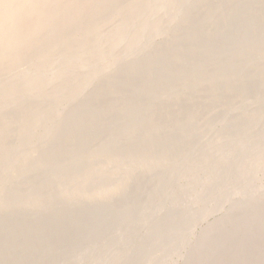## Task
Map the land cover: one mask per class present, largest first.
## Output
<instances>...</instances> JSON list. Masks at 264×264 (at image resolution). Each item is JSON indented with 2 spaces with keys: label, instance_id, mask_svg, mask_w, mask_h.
<instances>
[{
  "label": "bare ground",
  "instance_id": "bare-ground-1",
  "mask_svg": "<svg viewBox=\"0 0 264 264\" xmlns=\"http://www.w3.org/2000/svg\"><path fill=\"white\" fill-rule=\"evenodd\" d=\"M169 1L166 3H170ZM175 1L180 2L171 0V3ZM72 2L75 0H0V70L12 64L8 62L12 57H7L15 47L28 51L34 49L39 42L43 45L46 37L49 46L63 48L71 45V42L82 43L92 35L97 37L99 34V38H102L105 33H109L110 37V33L113 36L115 31L123 29L124 24L121 27L115 26L114 20H109L102 25L103 31H98L95 20L93 28H85L81 38L71 36L68 26L71 27L74 17L91 16L96 12L104 19L108 16L104 5L98 2L82 0L78 7ZM139 3L141 0H134L131 9H137ZM196 4H199L198 0L189 1L185 17L189 16L191 19ZM164 15L166 14L155 10L149 17L160 21ZM168 15V19L164 17L167 20L174 17L175 13L170 12ZM57 18L63 23L61 28L60 23L58 26L54 24ZM167 20L166 25L160 27V30L156 28L152 38L143 45L145 51L140 59L137 60L130 53L121 57L123 59L117 65L111 62L112 64H106L101 69H90V76H86L89 78H85L89 81L81 88V94L69 103L66 110H51V114H60V117L53 120L54 127L48 128L47 134L41 135L36 142L31 134L23 136L26 132L22 134L25 131V123L22 121L14 124L10 130L0 127V159L5 158V162L0 164V264H20L27 258L32 261L26 264L34 261L41 264L50 254L53 255L44 262L55 264L54 254L64 248L75 255L80 249L75 245L76 240L92 233L96 219L85 231H72V220L88 219V216L95 218L99 215L97 212L111 215L106 236L103 241H93L83 250L81 264H264V111L261 114L263 123L259 127H255V118L251 114L260 108L264 110V97L247 103L251 105L250 109L246 107L249 111H245V106H242L243 109L233 112L237 115L238 124L248 117L249 124H253L251 127L256 128L250 136L227 138L224 141L203 136L200 142L187 148L185 153L177 154L171 164L166 159L164 142L168 140L167 130L175 127L179 121L167 125V121L162 120L157 112L160 105L168 100L174 103V109L177 105L184 108V115L181 114L183 124L198 129V122L192 123L195 105L191 102V97L184 96L191 80L203 75L208 83L220 76L225 81H231L243 66L246 72H258L255 74L257 80H253L256 83L262 75L264 78V48L251 54L253 44L250 45V49L239 53L240 56L232 67L229 66V56L204 54L197 65L188 71V78L184 79L187 83L185 88L179 95L173 96L175 98L171 101L173 88L169 81L173 78L167 75L164 79L169 76L168 83L158 84L161 79L157 66L165 60V56L160 61L152 59L157 45L167 54L168 42L157 41L163 30L168 28L176 32L179 28V21ZM194 40L198 41L199 37ZM222 41L227 51L229 36H223ZM103 46L106 45L102 44L100 49ZM107 47L109 46L102 50ZM90 52V57L95 56L94 51ZM213 59L218 62L216 72L210 71L214 66ZM261 61L262 66L257 68ZM68 68L62 70L59 76L83 72L81 69H74L72 72ZM135 74L142 75L144 82L140 93L137 87L132 86L131 77ZM17 75L9 80H0L2 84L12 80H16L15 83L30 80L29 75H26L27 77L18 81V77L22 75ZM178 78L175 75L174 79ZM123 81L126 87L120 90ZM48 82H52L50 88L46 86L45 80L41 84L40 93L44 96L49 91L59 99L63 84L55 83L53 79ZM0 86H3L1 82ZM196 89L199 96L203 94L201 80H197ZM16 93L17 91L11 93L10 99L16 98ZM33 95L30 93L27 96L29 105L14 108L21 112L26 109L30 111L33 107L31 103L35 100ZM204 98L205 95L201 97V102L205 101ZM149 102L153 103L152 107L146 108ZM117 104L121 106L116 107L120 109L116 113L122 114L124 110L129 118L119 136L114 133L115 128H112V122L109 121V114ZM7 110H0V118ZM244 111L246 116L241 114ZM99 114L100 122L97 123L95 120ZM49 117L51 116L44 119ZM83 117L84 125H80ZM174 121L176 120H171ZM147 122L154 125L151 128L145 127ZM93 123L96 125L91 130ZM231 128L236 129V126ZM132 131L147 135L149 142L140 152L132 153L129 150L130 144L127 143L132 141ZM20 135L26 137L27 143L24 144L26 146L22 154L18 155L20 146L17 140ZM159 137L162 140L158 142ZM182 139L187 145L186 137L183 136ZM223 145L227 147L224 151L220 149ZM15 148L16 151L9 154ZM97 154L106 156L110 161L102 170L87 172V177L82 168L89 166L90 162L99 161ZM118 160H128L127 165L122 167L113 164ZM36 162L39 166L35 167L36 170H31V165ZM60 179L62 184H59ZM104 182H112L113 186L103 197L77 199L79 193L83 194L90 187L100 188ZM48 183L49 187L45 190L42 184ZM158 200L160 202L154 205L156 203L153 202ZM153 209V219L139 225V230L136 225L129 226L132 218L137 215L142 217ZM112 229L121 230L115 235L114 242H111V236L115 233ZM68 235L70 246L61 247L63 239ZM51 243L53 249L48 254ZM98 254L103 258L97 259Z\"/></svg>",
  "mask_w": 264,
  "mask_h": 264
},
{
  "label": "rangeland",
  "instance_id": "rangeland-1",
  "mask_svg": "<svg viewBox=\"0 0 264 264\" xmlns=\"http://www.w3.org/2000/svg\"><path fill=\"white\" fill-rule=\"evenodd\" d=\"M81 1L82 0H75V2L72 3L76 7H78L80 6ZM88 1L91 3L98 2L104 5L108 16H110H107L108 18L106 17V19H104L102 15H98V12H96L95 15L91 16L80 18L74 17L71 21V27L68 26V30H70L69 34L71 36L81 38L85 28H93V23L95 20L97 23L98 31H103L102 25L109 20H114L115 26L124 24L123 29L120 31H115L113 36L110 33V37L108 35L109 33H105V37L102 38H99V34L96 35L97 37L92 35L86 37L85 41H82V43L75 41L78 43L73 42L72 44L71 42V45L65 46L63 48L62 46H60V48H57V46H49L47 44L48 41L46 40V37L44 41L46 44L44 43L43 45H40L39 42L34 49L23 51L20 50L19 47L13 48L12 52L9 53V57H7L13 58H10L8 60V62L12 64L7 65L6 68L3 67V70H0V79L2 81L6 78L9 80L10 78L15 77L18 74L23 76L18 77V81L23 79L24 77H27L28 75V79H30L29 81H34L15 83L16 80H12L14 82L13 84L11 83L12 81H9V83L5 82L4 84L6 85H4L0 80L1 85L4 86H0V89L3 88L2 93H4L0 94V110L4 109L5 111L8 109V112L3 113L2 117L0 118L1 128L7 127L10 130L11 127L17 125V123L19 122L21 123L22 121L25 123V131H23L22 134L26 132V134L23 136L27 137L29 134H31V138L33 140L35 139L34 141L36 142L41 135L47 134L48 128L52 129V127H54L53 120L57 117H60V114H51V110L61 108L63 110H66L69 103L81 94V88H83L87 81H89V79L85 78H89L86 76H90L89 74L91 73V70L101 69L106 64L116 63L117 65L123 59L121 57H123L124 55V57H126V55H129L130 53L131 55L135 56L137 60L140 59L143 52L145 51V47H143V45L152 38L156 28H163V26L166 25L165 22L168 19V13L170 12L175 13V16L171 17L169 20H167V22L174 19L176 21H179L180 31L179 28L176 32L168 28L167 30H163V32L158 36L157 41L163 43L164 41L168 42L167 54L165 50H160L161 47L157 45V48L155 49V56L152 57V59L160 61L161 57L165 56V60L161 61L162 63L157 66V70H159L158 75L161 79L158 84L166 85L168 83L169 76L167 79L164 78L167 75H170L173 78L172 81H169V85L173 88L171 101L175 98L173 96L179 95V93L183 89L186 83L184 79L188 78V71L192 69L196 63H198L199 59H201V56H203L204 54L215 56L222 55L223 57L229 56V66L232 67V64H235L237 62L240 54L247 48L250 49V45L253 44V48L250 49L251 54L264 48V0H198L199 4H196L195 12L192 14L191 19L189 18V16L185 17L187 15L185 10L188 9L186 7H189V1L191 0H180V2L175 1V3H171V0L169 1L170 3H166V1L168 0H141V3H139L138 8L135 10L131 9L134 0ZM155 10L161 14L166 15L162 16V19H160V21L155 18H150L149 15H152ZM97 16L99 18L98 20ZM164 17H166L167 19ZM57 19L54 24L55 26H58V24L60 23L59 25L61 28L63 23L60 19ZM64 29L66 30L67 28ZM223 36H229L230 38V44L227 45V51L223 46ZM198 37L199 40L195 41L194 39ZM58 40L57 41L60 42V38H58ZM98 42L112 47V49L107 47V49L102 50L104 49V47L106 48V46H103L101 47L102 49H100V46H102V44ZM94 45H97V47H95ZM93 47H95V49H93ZM52 48L55 49L53 50ZM90 51H94L95 56L90 57L92 53ZM102 53L107 54H105L104 56ZM213 62L215 64H212V66H214L210 71L216 72L215 69L218 66V62L216 63L214 59ZM261 64L262 61L261 63H258L257 68L261 67ZM23 68L24 70H26L25 72ZM66 68L72 70V72L80 69L83 72H76L73 74L63 72L64 74L59 76L60 73H62V70ZM200 72H202V70H200ZM30 73L32 74L30 75ZM86 73L88 74L86 75ZM92 74H94V72H92ZM255 74H258V72L251 70L249 72H246L243 66H241L239 71L237 72V75L233 77V80L231 81H225L220 76L219 78H215L214 81L208 83L203 75L201 77L199 76V79H192L188 85V88H186L187 93L185 92L184 96L188 98L191 97V102L195 105L194 111L192 112V114L194 115L192 123L198 122L197 125H200L198 129L183 124V107L180 108L177 105L176 109H174V103H170L168 100L164 101L160 105V108L159 110H157V112L161 116L162 120L167 121V125L175 124L177 121H179L175 125V127L173 126L166 132V134L168 135V140L165 141L164 144L166 146V159L169 164L175 161L177 154L185 153L187 148L193 147L196 143L200 142L203 139V136H210L212 140L220 139L222 141L226 140L227 138L239 139L250 136L252 131L256 128L251 127L253 124H249L248 117L244 122L238 124L236 120L238 118L237 115L234 114V111H237L240 108L243 109L242 106H245V111H249L251 105L249 106L247 105V103L253 102L254 99H260L264 97V78H262L263 75L258 80V82L253 83V80H257ZM32 75L37 78L35 79L34 76L32 78ZM175 75L179 77L176 80L174 79ZM43 76H45V78ZM38 78H40V80H37ZM122 78L123 77H121V79ZM50 79L55 80V83L60 82L61 85L63 84V90L61 92L62 95L59 97V99L55 98V94L49 91L47 93H44V96L43 93H40L41 84H43L45 80L46 86L50 88V84H52V82H48ZM131 79L133 80L132 86L137 87L139 93L142 92L144 88L142 75L135 74L133 78L131 77ZM197 80L202 81V87L204 88V92L203 94H200V96L199 93H197L196 89ZM227 81L229 82V84H226ZM121 85L122 86L120 87V90L126 87L124 81ZM12 88L15 92L17 91V97L10 99L11 93L14 92ZM53 88L57 90V87L54 86ZM30 93H33V99L35 98V100L31 103L33 105V109L30 108V111H26L28 109L23 112L19 111L17 109L18 107H21L22 105L25 106L27 104L29 105V98L27 96H29ZM204 95L205 101L201 102V97ZM64 97L66 98L64 99ZM7 102H10L11 104H8ZM35 103L37 106H35ZM152 104V102H149L146 108L152 107ZM7 106H9L10 109ZM119 106L121 105H115L114 110H112L109 114L111 116L109 118V121L112 122V124L110 125L113 126L112 128H115L114 133L118 136L121 133L122 127L129 122L128 114L126 117L127 112H124V110L121 109L122 114L116 113L118 110H120L116 108ZM246 107L249 109H247ZM245 111L241 114L245 115ZM263 111L264 110L260 108V110L253 112L255 114L251 113L255 118V127H259L260 125H262L263 121L261 119V114ZM46 116L51 117L44 119ZM84 120L85 118L83 117L80 121V125H84ZM171 120L176 121L171 122ZM95 122H100V114L99 116H97ZM150 123L151 122H147L145 124V127L151 128L154 123ZM227 124L228 126L226 127ZM95 125L96 123H93L91 125V130H93ZM233 125L236 126V129L231 128ZM107 133L108 132H106V134ZM130 133L134 134V136H131L132 141H129L127 143L130 144L129 150H132V153H134V151L140 152V149H143V147L149 142L146 139L147 135L142 132L137 133L134 131ZM23 136L20 135L17 140L20 146V149L18 148V155L22 154L23 149L26 146L24 144L27 143L26 137ZM183 136H185L186 140H188L186 142L187 145L184 144L185 141L182 139ZM159 138H157L159 139L158 142L162 140V137ZM10 139L11 136H9V140ZM11 144H13V142ZM226 148V145H223L220 149L224 151ZM16 149L17 148L10 150L9 154L16 151ZM96 156L100 158L99 161L90 162L88 163L89 166H85L82 168V170H85L82 172L87 177V172L95 169L102 170V168L107 165L108 161H110L106 158V156L103 157L98 154ZM4 162L5 158L0 159V164H3ZM127 162L128 160H118L113 164L122 165V167H124L125 165H127ZM31 166V170H36L35 167L39 166V164L36 162ZM62 180L64 182V177H62ZM59 184H62L61 179ZM100 186V188L90 187L89 190L85 191L83 194L79 193L77 199L86 200L101 198L104 196V194L110 192V190L108 189L113 186V183L104 182ZM42 187L45 190L48 189L49 183L42 184ZM159 202V200L157 202L154 201L153 204L156 203L154 205H157ZM42 205L47 204L42 203ZM26 206L30 205L26 204ZM134 206L135 204H133L132 207L136 208ZM153 206L151 207V209L153 208ZM96 214L99 215H96L95 218L94 216H88V219L72 220V231H74L75 229L85 231L95 219L96 225L92 229V233L86 236V238L80 237L76 240L75 245H78L80 249L75 255L73 252L71 253L65 248L59 250L57 254L55 253L53 256L55 264H81L83 263V250L93 241H103L104 237L106 236L107 224L111 215L103 214V212H97ZM154 215V209L148 211L142 217L137 215L129 222V226L136 225V228L139 230L143 222L151 221ZM112 230L114 231L115 229ZM119 231L121 230L116 229L114 231V235L111 236V239H113L111 242H114L116 240L114 239V237ZM73 234L74 232H72V235ZM63 241L64 243H62L61 247L70 246V235L63 239ZM51 249H53L52 243L48 248V254L50 253ZM62 252L63 254H60ZM52 255L53 254L46 256L45 260L50 259V256ZM96 257L97 259L103 258L99 254L96 255ZM45 260L41 261V264H45ZM29 261L31 263L32 260L30 258H27L20 264H26ZM32 264H38V262L34 261Z\"/></svg>",
  "mask_w": 264,
  "mask_h": 264
}]
</instances>
